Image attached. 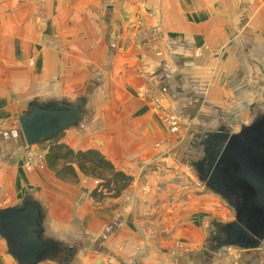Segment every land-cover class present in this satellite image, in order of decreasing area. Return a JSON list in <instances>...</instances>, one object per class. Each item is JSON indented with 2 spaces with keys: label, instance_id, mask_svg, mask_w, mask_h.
I'll return each mask as SVG.
<instances>
[{
  "label": "crops",
  "instance_id": "0c3cea01",
  "mask_svg": "<svg viewBox=\"0 0 264 264\" xmlns=\"http://www.w3.org/2000/svg\"><path fill=\"white\" fill-rule=\"evenodd\" d=\"M132 20L158 21L162 56L135 46ZM148 86L181 115L179 132L138 95ZM263 92L264 0H0V209L39 202L51 255L63 243L88 256L78 264H227L218 244L235 210L209 183L212 150ZM82 96L87 115L59 142L132 176L116 199L93 198L99 180L76 163L62 176L24 164L16 122L29 103ZM177 241L187 250L174 254ZM233 246L239 264H264V240ZM0 264H19L1 234Z\"/></svg>",
  "mask_w": 264,
  "mask_h": 264
},
{
  "label": "water",
  "instance_id": "95a60500",
  "mask_svg": "<svg viewBox=\"0 0 264 264\" xmlns=\"http://www.w3.org/2000/svg\"><path fill=\"white\" fill-rule=\"evenodd\" d=\"M86 104V96L76 101H31L19 117L26 144H38L50 136L78 127L87 115ZM252 134L251 128L247 126L216 142L214 157H218L228 167V172L223 176L224 180L226 178L230 182L231 189L247 186L255 190L253 198L247 195L243 211L236 214V220L232 223L234 226L225 232L228 240L220 242V247L233 245L241 238L237 236L235 228L242 221L240 215L248 214L253 205L264 212V136ZM245 225L250 228L248 224ZM0 234L19 264H39L55 249L53 241L44 235L43 211L39 202L34 200L26 201L22 207L0 209Z\"/></svg>",
  "mask_w": 264,
  "mask_h": 264
},
{
  "label": "rangeland",
  "instance_id": "374dc122",
  "mask_svg": "<svg viewBox=\"0 0 264 264\" xmlns=\"http://www.w3.org/2000/svg\"><path fill=\"white\" fill-rule=\"evenodd\" d=\"M43 3H46V0H43ZM106 4H107V2L104 3L105 6H106ZM42 5H44V4L41 3V6ZM102 10L104 12H106L107 11V8L106 7H103ZM129 21L130 20L129 19L127 20V18H126L125 23H128ZM103 22H104V20H103ZM148 22L149 21H146V23H145L144 20H135V21L132 20L131 25H129L130 28L128 29V32H129L130 37L134 39L135 46L137 48H140L141 46H143L144 43H146L147 45L145 47L151 49L152 52H154V54L156 55V52H155V49H154L153 46H154L155 43H158V42H160V40H162L161 37L163 35V31H162V28L160 27V32L156 33L157 30H156V25L155 24H157L158 21H154V22L151 21L150 23H148ZM157 34H159V35H157ZM139 39H141V40L139 41ZM49 45L52 46V47H55L57 50H61L62 49V46L61 45H58L56 39H55V41L50 42ZM205 49H207V48H205ZM197 57H202V55H200V53H197L195 55V58H197ZM138 72H139V74L140 73L145 74L141 69H139ZM148 87L151 88V86H148ZM142 88L139 89L138 95H139V92L141 91ZM254 107H255V111H254V114H253V116H252V118H251L250 121L248 120L247 122H245L243 124L234 125L230 129L232 131H234V132H236L237 130L240 131L243 127L250 126L252 124V122L256 118H258V117H260V116H262L264 114V92L263 93H259L258 100H257V102H255V105L254 104L252 105V109ZM17 123H18V125H20V122H16V124ZM9 126L10 125L8 123H6V121L0 120V129L1 130H4L5 128L7 129ZM182 126H183V124H182ZM230 134L231 133L228 132V135H230ZM51 142H52V140H50V139L48 140L47 139L43 143H38V144L31 145V146L25 145V147H24V150H25L24 164H25L26 156H28L29 154L33 153L34 156L37 157L36 158L37 164L38 165H41V163H43L44 166H46L45 154L47 152L48 145L51 144ZM25 167H26V165H25ZM40 169H42V168H40ZM98 184H99V181L97 182V185ZM109 198L110 199H116L115 197H112V196L109 197ZM224 201L229 205V207L231 208V210H233V207L231 206L230 201L228 202V201H226V199H224ZM233 214H232V219L235 220L236 219V213H235V215H233ZM71 240H72V242L74 241L73 239H71ZM227 240H228L227 238H225V239L222 238L221 242L227 241ZM68 241L70 242V240H68ZM62 244H61V247L57 248V251H56V254L55 255H50L46 260L41 261L39 264H75V263L78 264V262H82V261L83 262H88V260L86 259L88 256L83 255V254H76L77 253V250H76L77 248L72 247V246H68L67 247V246H64V244L63 245ZM234 245H237L238 247L239 246L240 247H248V246H251V245H247L246 246V245H243V244H241L239 242H236V241L234 242ZM186 247L187 246L185 244H182L180 241L175 242L174 248H176V249H175L174 254H176L179 251H184L185 249L187 250L188 247L187 248ZM218 247H220L219 244H218ZM234 248L235 247L232 244L231 245H225L224 246V249H226L227 252H230V255H229L230 257L229 258L228 257H226V258L224 257V261L227 264H239L238 262H236L233 259V257H235V254L232 253V252H235L237 250V249L234 250ZM71 249L75 250V254H73V252H72ZM237 252H238V250H237ZM78 257L79 258H82V259L84 258V260H82V261L79 260L78 261ZM86 264H88V263H86Z\"/></svg>",
  "mask_w": 264,
  "mask_h": 264
},
{
  "label": "trees",
  "instance_id": "16d2710c",
  "mask_svg": "<svg viewBox=\"0 0 264 264\" xmlns=\"http://www.w3.org/2000/svg\"><path fill=\"white\" fill-rule=\"evenodd\" d=\"M59 138L57 134L39 142L52 140L48 145L45 160L49 168L55 170L57 175H77L74 169L76 163L81 172L99 180V184L91 193V196L97 200L107 196L118 197L129 187L133 177L118 170L99 150L89 149L75 152L59 142ZM241 244L249 245L248 243Z\"/></svg>",
  "mask_w": 264,
  "mask_h": 264
},
{
  "label": "flooded vegetation",
  "instance_id": "af4514ba",
  "mask_svg": "<svg viewBox=\"0 0 264 264\" xmlns=\"http://www.w3.org/2000/svg\"><path fill=\"white\" fill-rule=\"evenodd\" d=\"M251 128V131L254 133L252 136H264V114L258 118H256L252 124L249 126ZM228 135V134H226ZM226 136H222L221 139L225 138ZM220 139V140H221ZM216 148L217 145H214ZM212 150V159L210 162V184L215 185L216 188L220 193H222L224 196H226L233 209L235 210V213L241 214L243 211V208L245 207V204L247 202L246 198L249 196V198H253L255 195V190L251 187H237L231 189L230 182L227 181V179L223 175H225L228 172V167L224 162H220L219 158L216 159L214 156L216 154V149ZM248 195V196H247ZM242 218V221H239V226H235L238 232L237 239L238 242L241 243H248L249 245H258L262 240H264V212L262 209H260L257 206L252 207L251 211L246 214L243 213V215H240ZM236 220V219H235ZM234 220V221H235ZM233 222L227 225L225 227L226 232L227 229L232 228L234 225H232ZM248 224V226L251 228H248L245 224ZM227 238V236H225Z\"/></svg>",
  "mask_w": 264,
  "mask_h": 264
},
{
  "label": "built area",
  "instance_id": "2783aa9c",
  "mask_svg": "<svg viewBox=\"0 0 264 264\" xmlns=\"http://www.w3.org/2000/svg\"><path fill=\"white\" fill-rule=\"evenodd\" d=\"M156 30L160 32V25L157 23ZM159 35V34H157ZM141 39H139L140 41ZM154 49L157 56H162L163 52L160 49L159 42L154 44ZM139 96L145 99H149L153 102L155 110L158 114L160 121L171 132L176 133L182 127V117L174 109L167 104L166 96L159 90L150 87H143L139 92ZM36 156L33 153L26 156L25 165L28 169L43 168L44 164H37Z\"/></svg>",
  "mask_w": 264,
  "mask_h": 264
}]
</instances>
